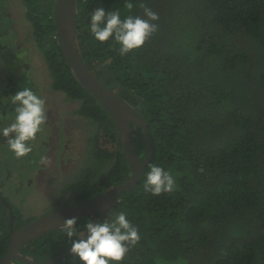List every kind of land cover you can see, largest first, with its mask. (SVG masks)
I'll list each match as a JSON object with an SVG mask.
<instances>
[{
	"label": "trees",
	"instance_id": "trees-1",
	"mask_svg": "<svg viewBox=\"0 0 264 264\" xmlns=\"http://www.w3.org/2000/svg\"><path fill=\"white\" fill-rule=\"evenodd\" d=\"M22 1L55 89L81 100L96 127L79 203L131 169L113 119L63 57L55 0ZM0 4L2 31L9 0ZM76 36L88 68L146 120L153 155L136 188L56 264H264V0H78ZM133 133L143 162L144 133ZM94 222L22 252L47 262ZM10 235L0 201V260Z\"/></svg>",
	"mask_w": 264,
	"mask_h": 264
},
{
	"label": "flooded vegetation",
	"instance_id": "flooded-vegetation-1",
	"mask_svg": "<svg viewBox=\"0 0 264 264\" xmlns=\"http://www.w3.org/2000/svg\"><path fill=\"white\" fill-rule=\"evenodd\" d=\"M1 13L6 28L0 31V117L4 118L0 121V135L3 132L0 145L6 144L12 138L15 141L19 133L25 131L29 135L25 143L28 151H31L33 141L38 142L42 149L38 159L29 157L30 164L34 165V168L30 169L33 172L30 174L32 179L29 178V172L21 174L20 177L16 174L14 176L16 191H20L23 184L18 178H29L28 182H24L27 185L29 183L28 187L42 206L38 213L29 217L28 215H32L30 213L25 217L24 206L17 207L16 213L3 196L10 178L8 181H0V201L8 210L9 225L11 211L13 212L14 229L18 230L50 212L81 203H77V187L79 182L86 180L87 170L93 166L92 152L96 127L90 110L81 111V100L71 99L65 92L55 89L43 54L36 46L31 25L26 21L27 9L24 2L9 0V5L3 7ZM25 54L33 58L35 66L43 69V77H38L35 70L27 69L22 58ZM24 75L27 81L22 82V87L12 89L15 81ZM30 75L33 78H30ZM32 116L35 117L33 123ZM39 126L43 127L42 132L37 130ZM47 200L52 203L51 209H45ZM99 214L100 211L90 217L96 220ZM22 250L23 248L20 254L26 257Z\"/></svg>",
	"mask_w": 264,
	"mask_h": 264
},
{
	"label": "water",
	"instance_id": "water-1",
	"mask_svg": "<svg viewBox=\"0 0 264 264\" xmlns=\"http://www.w3.org/2000/svg\"><path fill=\"white\" fill-rule=\"evenodd\" d=\"M77 3L78 0H55L54 21L59 37V46L66 63L72 69L79 83L96 97L113 119L131 169V177L128 181L102 194L74 206L50 212L18 230L14 229V214L11 211V235L6 252L0 260V264H12L14 261H20L26 264H56L76 253L89 240L102 219L113 209L119 201L120 196L136 188L153 155V145L148 134L146 120L120 97V95L98 79L83 61L76 36ZM133 124L139 126L144 133L146 156L143 162L137 152ZM3 201L8 205L4 199ZM98 211H100V214L95 222L87 229L78 242L66 252L58 254L43 263L36 262L20 254V250L25 245L41 238L51 231L67 226L71 222L84 217L91 216Z\"/></svg>",
	"mask_w": 264,
	"mask_h": 264
},
{
	"label": "rangeland",
	"instance_id": "rangeland-1",
	"mask_svg": "<svg viewBox=\"0 0 264 264\" xmlns=\"http://www.w3.org/2000/svg\"><path fill=\"white\" fill-rule=\"evenodd\" d=\"M22 58L25 60V65L27 69H30L32 71L35 70L36 75L38 77H43L44 75L43 69L41 67L35 66V64L32 61L33 58L27 56V54H25V56H22ZM0 69H1V66H0ZM0 73L2 72L0 71ZM6 74H7V71H6ZM14 77L17 78L16 76ZM26 81H27V78H26V75H24L23 78H21L18 81H15V83L11 86V88L12 89L20 88L22 87V82L25 83ZM12 113L10 114V116L12 115ZM1 119H4V118L0 117V121ZM34 120H35V117L32 116L31 122L33 123ZM37 130L42 132L43 127L39 126L37 127ZM32 132H33V129L31 128V133ZM2 134L3 132L1 133V135ZM28 136L29 135L26 134V132L24 131V132L19 133L15 141H13V138H12L6 144L0 145V173H1L0 181L4 182L5 179H7L8 181V179L10 178L5 190L3 191L4 195L3 194L2 195L8 201L9 205L11 206V208H13V210L16 213L18 210L17 207L24 206L25 208L24 216L25 217L27 216V214H30V213H32V215H28V216L29 217L33 216V214L38 213L42 208V206H40V203L37 202V198L33 195L32 189L28 187L29 183L27 185L24 182V181L28 182L30 178V174L33 173L31 172L32 170L30 169L31 168L33 169L34 165L30 164L29 157H34L38 159L42 151L41 146H39L38 142L36 141L32 142L33 143L32 149L30 152L28 151L25 145ZM84 148H86V146H84ZM83 153L84 151L82 150V155ZM80 157L84 158L83 156H80ZM26 172H29V178L27 176L23 178H18V181L19 182L22 181L23 184H22L20 191H16L14 189V187H16V179L14 178L15 174L17 175V177H20L21 174L25 175ZM51 207H52V203H50L47 200L45 209H51Z\"/></svg>",
	"mask_w": 264,
	"mask_h": 264
}]
</instances>
